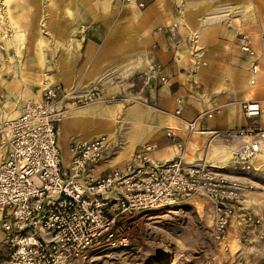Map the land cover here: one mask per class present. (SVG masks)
Instances as JSON below:
<instances>
[{"label": "built area", "instance_id": "built-area-1", "mask_svg": "<svg viewBox=\"0 0 264 264\" xmlns=\"http://www.w3.org/2000/svg\"><path fill=\"white\" fill-rule=\"evenodd\" d=\"M176 26V22L168 25L171 30ZM240 35L239 48L251 59L254 83L260 72L259 56L247 36ZM160 80L165 82V77ZM102 97L98 87L74 94L60 85H48L38 98L23 103L17 117L1 123L0 147H6V152L0 161V264H68L90 250L124 241L118 223L129 211L174 205L195 195L211 203L210 236L221 241L237 210L240 236L249 239V231L257 230L261 221L244 205L250 200L244 193L252 189V182L239 176L255 170L254 161L263 152L264 128L255 119L262 114L260 103L243 102L242 112L252 121L229 132L242 139L227 162L233 176L213 163L186 162L182 144L170 129L167 137L180 151L170 160L151 159L155 146L143 143L123 168L98 172V164L113 147L109 138L101 135L83 141L71 136L69 160L63 164L57 143L59 118ZM182 110L178 98L174 115L181 118ZM204 114L184 120L185 130L198 129L197 120Z\"/></svg>", "mask_w": 264, "mask_h": 264}, {"label": "crops", "instance_id": "crops-1", "mask_svg": "<svg viewBox=\"0 0 264 264\" xmlns=\"http://www.w3.org/2000/svg\"><path fill=\"white\" fill-rule=\"evenodd\" d=\"M160 1L156 0V3ZM116 4L120 5L119 2ZM118 5L114 7L121 9L122 20L133 27L132 33L126 34L127 37L109 38L105 34H96L94 30L92 37H72L65 40L64 46L69 49L72 47V50L70 49L66 59L60 61L57 71H49L51 66H48V62L44 64L42 58V48L47 42L46 34L35 36L39 70L44 65L46 68V73L41 77L32 78L37 86L42 87L41 82L44 81L60 85L66 91L73 90L74 94H82L92 87H98L103 96L116 95L123 98L113 105L98 102L77 106L59 119L57 140L60 131L61 144L65 141L67 146V158L64 161L68 163L69 160L68 140L71 136L87 141L101 135H106L113 147L108 152L107 159L97 167L98 172L123 168L129 159L127 157L143 143L155 146L149 153L151 159L170 160L180 153L175 142L167 137V130L171 129L182 144V157L186 162L213 163L222 168V173L233 176L227 162L230 152L241 144L242 139L229 135V132L252 121V118L244 116L242 112L243 102L260 103L262 114L255 119L258 127L264 128V0H257L256 4L254 0H239L234 6H239L240 10L244 8V11L238 12L241 16L231 22L248 31L251 46L259 56L260 72L254 77V83L249 72L251 59L240 50L239 39L235 43L238 49L234 48L232 54L226 51V41L217 37L211 40H208L209 37L207 40L198 39L203 31L213 25L202 27V21L207 17L199 23L197 37H194L196 31L191 33V28L188 27L195 28L193 17L178 18L181 27L188 28L191 33L192 51L201 48V60L205 62L199 64L196 55H193L197 66L191 64L187 69L188 74L180 70V61L172 54L164 35L159 32L149 35L146 29L148 26L138 28L137 22L146 20L153 5L140 14L135 10V2L134 5L131 2L126 6ZM80 12L81 9L77 8L70 21V15H73L70 8V12H67L69 15L64 16L66 22H62L59 30L61 36L64 31L78 30L79 25H83L81 23L85 16ZM255 12L261 23L254 15ZM164 20L165 25L172 23V18L168 15ZM14 24L17 27V23ZM1 30L0 39L1 35L5 36L8 39L6 44L13 45L17 55H21V50L25 47V33L16 30L13 39L0 26ZM17 34H22L23 38L19 40ZM60 41V45H63L64 39ZM154 65H159V70H151ZM161 76L165 77V82L160 80ZM6 85L11 93L23 101L31 95L39 97L41 91H31L30 86H25L23 79L19 77L7 81ZM180 96L183 99V110L181 118H178L174 115V109L176 99ZM12 105L15 103H3L2 107H7L8 111L0 106V124L20 114L21 108L17 104ZM204 111L205 114L197 120L198 129L191 133L185 130L184 120H193ZM5 152L6 147H0V161ZM261 154L254 161L256 169L239 176L243 181L249 179L252 189H257V193L253 191V202L244 204L261 221L257 230L249 231V240L255 241L253 248H257L258 244L264 245V202H261V199L264 200V153ZM225 158L227 161L223 162Z\"/></svg>", "mask_w": 264, "mask_h": 264}, {"label": "rangeland", "instance_id": "rangeland-1", "mask_svg": "<svg viewBox=\"0 0 264 264\" xmlns=\"http://www.w3.org/2000/svg\"><path fill=\"white\" fill-rule=\"evenodd\" d=\"M139 1L144 4L142 7L135 4V10L139 14L148 6L153 5V7L147 13L146 20L137 22L138 28L148 26L146 29L149 35L154 32L164 35L172 54L180 61V70L188 74L187 69L191 64L194 67L197 66V62L205 64L201 60L202 49L192 51L191 36L205 17L210 16L212 19L220 16V22L203 31L198 39L207 40L209 37L208 40H211L217 37L219 40L226 41L224 45L230 54L234 48L238 49L235 43L239 42L240 34L246 35L248 39L250 37L248 31L231 23L241 16L237 9L235 12L225 11L226 15H223V12L214 13L211 10L221 5L234 6L239 0H161L160 3H156V0ZM116 2L126 6L131 1L126 3L121 0H10L7 4L4 0H0V26L9 36L12 35L13 39L16 30L25 33V47L19 56L13 45L6 44L3 39H0V54H2L0 56V106L2 107L3 103L8 101L21 108L25 102L8 90L7 81L13 78H22L24 85L30 86L33 92L37 93V90H41V87L37 86L32 79L46 73L45 65L41 68L42 70L38 67L35 36L46 34L47 42L42 48V58L44 64L48 62V66H51L48 70L54 72L57 71L60 61L66 59L72 50V47L70 50L64 46L67 39L89 38L92 37L94 30L96 34H105V37L109 38L130 35L133 27L122 20V11L116 8L118 5ZM254 2L256 4L257 0ZM206 5L209 6L206 7ZM70 8L73 12L69 18L70 21L76 9H81L80 13L85 16L81 24L85 26V29L81 31L79 25L78 30L69 29L61 36L59 30L62 22H66L64 16L69 15L67 12H70ZM95 15H97L96 18ZM166 15L172 18V23H177L172 30L168 24L164 23ZM254 15L261 23L257 12ZM188 16H192L195 22V28L188 26L189 29L191 28V33L188 28L181 27L178 21V18ZM59 36L64 39L63 45H60ZM193 55H196L197 62ZM34 98L30 96V99ZM108 98L109 96L104 95L100 100L88 104L99 102L113 105L123 100L118 96L115 100ZM3 109L9 110L7 107ZM61 145H58L60 154L62 160H65L67 158L65 141H62ZM127 158H130V155ZM226 161L225 158L223 162ZM253 191L257 193V189H249L244 193L245 197L250 199L249 202H253ZM261 202L264 200L261 199ZM233 213L230 227L224 238L219 241L210 236L211 203L203 196L195 195L174 205L146 211L131 210L118 223V232L125 237L124 241L113 247L90 250L81 257L71 259L68 264H264V245L258 244L257 248H253L255 241L241 238L242 226L238 221L237 210ZM250 213L253 214L252 211Z\"/></svg>", "mask_w": 264, "mask_h": 264}, {"label": "bare ground", "instance_id": "bare-ground-1", "mask_svg": "<svg viewBox=\"0 0 264 264\" xmlns=\"http://www.w3.org/2000/svg\"><path fill=\"white\" fill-rule=\"evenodd\" d=\"M5 1V3H9L10 2V0H4ZM131 5H134V0H131ZM237 9V11L238 12H243L244 11V8H243V10H240V7L239 6H229V5H221V6H218V7H214L213 8V12L214 13H218V12H228V11H230V12H235V10ZM225 12V13H226ZM262 12V14H263V11H261ZM223 14V15H226V14ZM212 16V15H211ZM211 17L209 16V17H207V18H205L202 22H203V25H202V27L203 26H206V25H211V24H216L217 22H220V16H218V18L216 17V18H212V19H210ZM44 22V21H43ZM239 25V24H238ZM84 26L82 25L81 26V29L83 28ZM11 30V29H10ZM197 31L194 33V37H197ZM19 40H21L22 38H23V35L22 34H17V36H16ZM1 38L5 41V43H8V39L5 37V36H3V35H1ZM195 41V40H194ZM194 50V49H193ZM43 53V52H42ZM196 57V56H195ZM189 80V79H188ZM48 85H52V84H49L48 82H41V88H43V87H45V86H48ZM38 98V97H37ZM30 99V98H29ZM29 99H27V100H29ZM27 100H25V101H27ZM107 105V104H106ZM63 116V115H62ZM61 116V117H62ZM60 117V118H61ZM59 118V119H60ZM263 120H264V117H263ZM1 125V124H0ZM124 128V127H123ZM197 130V129H196ZM195 130V131H196ZM117 133V132H116ZM115 134V133H114ZM116 135V134H115ZM78 138V137H77ZM79 139V138H78ZM57 142H58V144H61V140H60V131H59V140H57ZM69 151V150H68ZM182 153V152H181ZM262 153H264V142H263V152ZM70 154V153H69ZM262 155V154H261ZM65 159V158H64ZM66 160V159H65ZM67 162V161H66ZM64 160H63V164H67ZM103 162V161H102ZM101 164V162L98 164V166ZM97 166V167H98ZM97 169V168H96Z\"/></svg>", "mask_w": 264, "mask_h": 264}]
</instances>
